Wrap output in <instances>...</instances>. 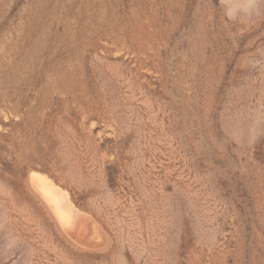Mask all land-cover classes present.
I'll return each instance as SVG.
<instances>
[{
  "label": "rangeland",
  "instance_id": "obj_1",
  "mask_svg": "<svg viewBox=\"0 0 264 264\" xmlns=\"http://www.w3.org/2000/svg\"><path fill=\"white\" fill-rule=\"evenodd\" d=\"M0 264H264V0H0Z\"/></svg>",
  "mask_w": 264,
  "mask_h": 264
},
{
  "label": "bare ground",
  "instance_id": "obj_2",
  "mask_svg": "<svg viewBox=\"0 0 264 264\" xmlns=\"http://www.w3.org/2000/svg\"><path fill=\"white\" fill-rule=\"evenodd\" d=\"M38 174H40V173H38ZM37 175V174H36ZM35 175V176H36ZM43 175V174H42ZM41 176V175H40ZM39 175L38 176H36V177H39L40 179H44V178H41ZM32 177V176H31ZM39 178H38V180L36 179V178H33L32 179V181H33V183L37 186V188L39 189V191H40V194H41V196L46 200V202L49 204V206L51 207V209L55 212V213H62V217L63 218H65L67 221L66 222H68V221H70V220H72V215H74L75 217H77V212H75V210L71 207V206H69V205H67V204H64V208H63V206L60 204V203H58V201L56 200V198H57V196H55V194L56 193H54V191H56V190H54V189H56V188H52L51 190H54L53 191V193H54V195L52 194V192H51V190L49 189L50 187H46L45 186V184L42 182H40L41 180H39ZM46 181V180H45ZM49 183V185H52L53 183H51L50 184V182H48ZM53 186V185H52ZM34 187V186H33ZM57 192V191H56ZM59 193V192H58ZM57 193V194H58ZM56 194V195H57ZM56 197V198H55ZM64 199H66V198H64ZM54 216H55V214H54ZM59 216V215H58ZM57 216V217H58ZM61 218V217H60ZM80 218V217H79ZM60 225H61V223H60ZM71 225V224H70ZM64 226V224L62 225V227ZM71 226H73V225H71ZM65 227V226H64ZM63 227V228H64Z\"/></svg>",
  "mask_w": 264,
  "mask_h": 264
}]
</instances>
